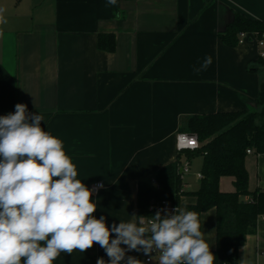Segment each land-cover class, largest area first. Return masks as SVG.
Returning <instances> with one entry per match:
<instances>
[{
    "label": "crops",
    "instance_id": "0c3cea01",
    "mask_svg": "<svg viewBox=\"0 0 264 264\" xmlns=\"http://www.w3.org/2000/svg\"><path fill=\"white\" fill-rule=\"evenodd\" d=\"M0 8L7 21L0 23V116L17 103L43 116L41 127L63 141L77 179L88 188L103 183L93 215L109 228L139 224L132 217L138 182L176 161V134L187 118L257 109L264 68L256 48L228 46L220 35L236 14L264 23V0H0ZM99 34L114 35V51L97 48ZM206 57L211 64L194 71ZM201 163L189 159L183 210L196 201ZM245 166L248 190L264 188V154H247ZM219 189L232 192L233 178L221 177ZM200 223L213 250L215 209ZM99 258L109 261L94 244L61 253L54 264ZM238 264H264V217L239 248Z\"/></svg>",
    "mask_w": 264,
    "mask_h": 264
},
{
    "label": "clouds",
    "instance_id": "9594fccd",
    "mask_svg": "<svg viewBox=\"0 0 264 264\" xmlns=\"http://www.w3.org/2000/svg\"><path fill=\"white\" fill-rule=\"evenodd\" d=\"M116 5L117 0H107ZM0 8V23H6ZM206 57L199 72L211 64ZM27 105L0 116V264H54L61 253H84L99 244L107 264H142L127 251L159 254L158 264H215L199 214L180 207L145 222L115 223L93 214V189L78 177L64 143L41 127ZM102 187V185H100ZM136 218L137 216L133 215ZM115 238H112V234ZM127 246V249L121 247ZM97 264H106L103 258Z\"/></svg>",
    "mask_w": 264,
    "mask_h": 264
},
{
    "label": "trees",
    "instance_id": "16d2710c",
    "mask_svg": "<svg viewBox=\"0 0 264 264\" xmlns=\"http://www.w3.org/2000/svg\"><path fill=\"white\" fill-rule=\"evenodd\" d=\"M252 32L258 36L264 33V23L243 14H236L226 27L220 39L224 44L238 45L240 32ZM97 48L105 52L115 49L113 34H99ZM264 68V58L258 57ZM257 109L249 111H227L193 115L187 118L181 132L197 135L199 147L178 152L176 161L162 166L151 179L141 180L137 185V217H150L152 202L169 200L179 204L185 192L179 168L185 160L200 156L201 179L199 188L193 192L194 204L185 207L187 211L201 214L215 209V264H238V250L246 237L256 232L259 216L264 217V188L253 192L248 190V172L245 166L246 150L264 154V84L256 97ZM233 178L234 190L223 192L219 189L221 177ZM248 197V198H247ZM247 198V199H246ZM121 247L126 249L125 245ZM134 257L140 260L139 251ZM130 254H125V260ZM121 264H124L122 261Z\"/></svg>",
    "mask_w": 264,
    "mask_h": 264
},
{
    "label": "built area",
    "instance_id": "2783aa9c",
    "mask_svg": "<svg viewBox=\"0 0 264 264\" xmlns=\"http://www.w3.org/2000/svg\"><path fill=\"white\" fill-rule=\"evenodd\" d=\"M250 44L253 45L257 50V56L264 58V33L260 34L259 36L252 32H240L238 34V45H245ZM199 147V141L197 138V135L195 133L191 132H179L176 134V149L178 152H181L183 150H194ZM252 153V150L247 149L246 154ZM181 178H183V175L189 172V161L184 160L179 168ZM196 177L200 180L201 179V173H197ZM103 183L101 181L93 182L90 185V189H93V195H95L102 187H100ZM183 188V184H182ZM247 199V198H246ZM179 207L178 204L173 203L169 200H161L157 202H152V205L150 209L152 210V216H154L158 211L161 212V215L163 216L165 212H172L175 208ZM143 217L145 222L152 219L153 217ZM141 219V218H140ZM127 249V246H126ZM127 254H130L132 257H134V251H127ZM140 255V253H139ZM158 257L159 254L155 253L153 251L150 255H140V261L142 264H158Z\"/></svg>",
    "mask_w": 264,
    "mask_h": 264
},
{
    "label": "rangeland",
    "instance_id": "374dc122",
    "mask_svg": "<svg viewBox=\"0 0 264 264\" xmlns=\"http://www.w3.org/2000/svg\"><path fill=\"white\" fill-rule=\"evenodd\" d=\"M195 166V164H193V169L195 168L194 167ZM185 179V178H184ZM139 253H140V255H142V256H144L145 254L143 253V251L141 250V251H139Z\"/></svg>",
    "mask_w": 264,
    "mask_h": 264
}]
</instances>
